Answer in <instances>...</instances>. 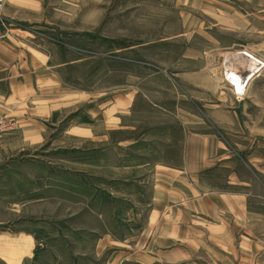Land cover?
<instances>
[{"label": "rangeland", "instance_id": "1", "mask_svg": "<svg viewBox=\"0 0 264 264\" xmlns=\"http://www.w3.org/2000/svg\"><path fill=\"white\" fill-rule=\"evenodd\" d=\"M0 45L30 48L39 62L46 59L41 51L51 56L70 113L63 128L77 115L99 125L106 116L112 141H143L136 149L148 152L151 138L165 130L176 136L182 120L193 133L199 119L210 131L217 113V137L235 158L232 171L264 180V66L240 98L226 74L229 67L243 70L244 56L264 60V0H4ZM7 76L0 71L2 92ZM21 80L13 106L0 102V264H41L38 255L75 252L76 246L39 245V230L85 202L77 185L102 183L74 176L80 169L101 173L100 149H75L68 138L51 144L21 137L28 101L44 94L41 79ZM121 126L129 128L119 133ZM118 152L134 155L115 147L111 157ZM170 156L180 153L174 148ZM195 247L206 264H264V222H239L217 230V244Z\"/></svg>", "mask_w": 264, "mask_h": 264}, {"label": "crops", "instance_id": "2", "mask_svg": "<svg viewBox=\"0 0 264 264\" xmlns=\"http://www.w3.org/2000/svg\"><path fill=\"white\" fill-rule=\"evenodd\" d=\"M30 51L0 45V71L8 72V89L0 91L1 105L6 107L10 101L13 106L12 95L15 86L24 84L22 78L41 79L44 94L28 101L19 128L21 137L29 134L27 143L51 144L68 138L75 149H100L101 173L80 169L74 176L81 182L94 177L102 182L100 189L83 190L77 185L75 193L81 199L84 192L85 202L71 204L68 216L39 230V245L77 248L38 255L41 264H206L205 255L200 256L195 246L217 244V230L236 228L239 222L244 226L264 222V180L232 171L235 158L228 151L230 144L217 137V113L214 124L208 126L210 131L199 119L198 132L193 133L189 120H182L175 126L176 136L165 130L151 138L148 152L137 151L145 145L143 141H112L106 116L99 125L89 115H77L63 128L61 123L70 113L64 111L68 106L62 103L61 78L52 69L55 66L49 65L51 56L46 51L37 50L46 57L40 62ZM29 103H33L31 110ZM128 128L121 126L118 132ZM115 147L134 149V155L118 152L119 156L111 157ZM174 148L180 153L175 158L170 156ZM220 171L224 173L219 175ZM25 236L33 241L32 235Z\"/></svg>", "mask_w": 264, "mask_h": 264}, {"label": "bare ground", "instance_id": "3", "mask_svg": "<svg viewBox=\"0 0 264 264\" xmlns=\"http://www.w3.org/2000/svg\"><path fill=\"white\" fill-rule=\"evenodd\" d=\"M241 54L243 55V53H241ZM244 57H245L244 59H240L241 63L244 64L243 70L238 71L233 67H229L226 71V74L229 77V80L234 82L240 91H243L245 89V83L247 82L248 79H250V80L247 84V87L249 86V84L251 85L252 81L256 77L261 75L260 69H259V71L257 70L258 72H256V73H254V72L259 67L264 66V60L255 56V55L251 56L250 58H248L247 56H244ZM226 68H227V66H226Z\"/></svg>", "mask_w": 264, "mask_h": 264}, {"label": "built area", "instance_id": "4", "mask_svg": "<svg viewBox=\"0 0 264 264\" xmlns=\"http://www.w3.org/2000/svg\"><path fill=\"white\" fill-rule=\"evenodd\" d=\"M3 3H4V0H0V9H2V7H3ZM249 80H250V79H248L247 82L245 83V89H244L243 91H240V90L238 89V87L236 86V84H235L234 82H231V83L233 84V86H234L235 93H236V95H237L238 98H240L239 95H243V94H245V92H246V87H247V84H248Z\"/></svg>", "mask_w": 264, "mask_h": 264}]
</instances>
